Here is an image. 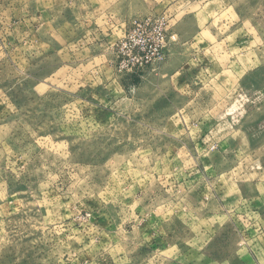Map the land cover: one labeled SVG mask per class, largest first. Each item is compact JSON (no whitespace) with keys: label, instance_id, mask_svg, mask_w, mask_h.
<instances>
[{"label":"rangeland","instance_id":"rangeland-1","mask_svg":"<svg viewBox=\"0 0 264 264\" xmlns=\"http://www.w3.org/2000/svg\"><path fill=\"white\" fill-rule=\"evenodd\" d=\"M0 264H264V0H0Z\"/></svg>","mask_w":264,"mask_h":264},{"label":"built area","instance_id":"built-area-1","mask_svg":"<svg viewBox=\"0 0 264 264\" xmlns=\"http://www.w3.org/2000/svg\"><path fill=\"white\" fill-rule=\"evenodd\" d=\"M142 43V42H141ZM139 53H142L143 55L137 59V62L132 63L130 66V70L134 71L137 68H143L145 65H147L148 63H150L152 61V55L150 54L149 51H147V46L143 45L139 47Z\"/></svg>","mask_w":264,"mask_h":264}]
</instances>
